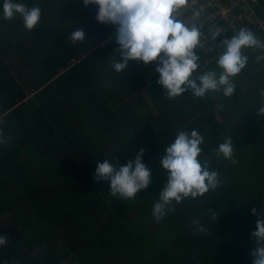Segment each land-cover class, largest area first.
<instances>
[{
    "label": "trees",
    "instance_id": "trees-1",
    "mask_svg": "<svg viewBox=\"0 0 264 264\" xmlns=\"http://www.w3.org/2000/svg\"><path fill=\"white\" fill-rule=\"evenodd\" d=\"M16 2L39 6L42 15L30 32L19 16L2 18L0 0V128L12 137L0 145V216L9 213L0 220L7 238L0 264H253L251 209L259 215L264 208V117L257 115L264 49L244 50L247 75L235 78L231 98L189 91L169 99L157 84L156 62L130 61L121 75L111 67L119 59L116 27L97 22L96 6ZM216 10L179 16L205 35L218 33L197 50L196 74L217 68L221 32L230 39L247 27L264 41V29L239 21V9L228 22ZM76 30L85 32L80 45L70 39ZM194 129L204 137L198 159L218 171L221 185L173 203L175 211L157 222L153 205L166 183L160 159L178 131ZM229 137L232 158H218L213 150ZM140 149L151 184L132 201L111 196L108 183L94 179L97 163L125 165Z\"/></svg>",
    "mask_w": 264,
    "mask_h": 264
},
{
    "label": "clouds",
    "instance_id": "clouds-1",
    "mask_svg": "<svg viewBox=\"0 0 264 264\" xmlns=\"http://www.w3.org/2000/svg\"><path fill=\"white\" fill-rule=\"evenodd\" d=\"M187 0H83L85 7L96 6L95 19L104 25L116 27L115 39L118 44L111 67L121 75L130 61L149 65L156 62L157 84L169 99H175L191 92L195 98H205L210 93H222L231 98L236 91L235 78L242 74L248 63L246 49H264L261 41L247 27L241 28L230 39L217 43L219 49L216 57V69L196 74L200 68V55L197 50L209 37L213 42L218 33L213 29L205 35L203 29L188 25L178 17L177 10ZM39 6L29 7L16 0H3L2 18L11 21L19 16L28 31L39 27L41 22ZM73 44H81L85 39L83 30L71 32ZM261 57H257L259 61ZM264 98V90L260 91ZM257 115L264 117V102L259 106ZM12 140L0 128V145L7 146ZM204 137L197 131H178L174 142L165 149V155L159 164L166 172V183L159 192L158 202L154 203L152 216L160 222L169 212L175 211L173 203L179 204L186 198L195 199L205 193L215 191L221 185L218 171L210 170L208 160L201 156ZM215 155L231 159L234 145L231 137L220 143L213 150ZM144 150L140 149L134 160L125 165H114L105 159L95 168L96 182H107L110 195L123 201H132L137 194L146 190L151 184V170L143 163ZM215 216L217 213L209 208ZM251 214L257 217L256 230L251 232L256 247L251 251L253 264H264V208L259 215L255 207ZM193 224L197 231L205 233L207 229L199 219ZM7 238L0 236V247L6 246Z\"/></svg>",
    "mask_w": 264,
    "mask_h": 264
},
{
    "label": "built area",
    "instance_id": "built-area-1",
    "mask_svg": "<svg viewBox=\"0 0 264 264\" xmlns=\"http://www.w3.org/2000/svg\"><path fill=\"white\" fill-rule=\"evenodd\" d=\"M261 4L262 7L258 8ZM213 7H217L216 15L227 22L231 17L236 18L233 11L239 9V21H246L248 26L264 29V0H187V3L178 9L177 14L179 17L186 10L194 8L198 11H208ZM195 14L199 15L198 12ZM190 19L188 18V20ZM220 36L225 39V32H221ZM201 48L205 49L206 47L203 45Z\"/></svg>",
    "mask_w": 264,
    "mask_h": 264
},
{
    "label": "rangeland",
    "instance_id": "rangeland-1",
    "mask_svg": "<svg viewBox=\"0 0 264 264\" xmlns=\"http://www.w3.org/2000/svg\"><path fill=\"white\" fill-rule=\"evenodd\" d=\"M7 216H9V213L8 212H6V213H4L2 216H0V220H2V218H7ZM8 223H11V220H9L8 221ZM158 227H159V223H155V227H154V229L156 228V229H158ZM19 228V227H18ZM71 264H78V263H71Z\"/></svg>",
    "mask_w": 264,
    "mask_h": 264
},
{
    "label": "crops",
    "instance_id": "crops-1",
    "mask_svg": "<svg viewBox=\"0 0 264 264\" xmlns=\"http://www.w3.org/2000/svg\"><path fill=\"white\" fill-rule=\"evenodd\" d=\"M246 76L247 75V67L245 68V70H243L242 74L239 75V78L240 76ZM246 78V77H245ZM245 80H248V79H245Z\"/></svg>",
    "mask_w": 264,
    "mask_h": 264
}]
</instances>
